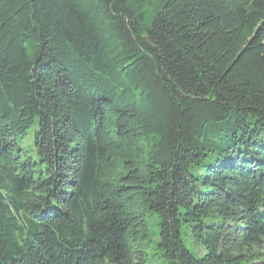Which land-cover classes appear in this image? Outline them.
Returning a JSON list of instances; mask_svg holds the SVG:
<instances>
[{
  "label": "trees",
  "instance_id": "trees-1",
  "mask_svg": "<svg viewBox=\"0 0 264 264\" xmlns=\"http://www.w3.org/2000/svg\"><path fill=\"white\" fill-rule=\"evenodd\" d=\"M263 135L264 0H0V264H264Z\"/></svg>",
  "mask_w": 264,
  "mask_h": 264
},
{
  "label": "rangeland",
  "instance_id": "rangeland-1",
  "mask_svg": "<svg viewBox=\"0 0 264 264\" xmlns=\"http://www.w3.org/2000/svg\"><path fill=\"white\" fill-rule=\"evenodd\" d=\"M38 128V119H36L35 123L33 124V126H31L28 131H27V135H25L21 140H20V145L25 148L26 150H28L29 152H34L33 150V146H32V139L34 136V131ZM264 138V135H263ZM184 242L186 244V246L192 250V252L196 253L197 252V248L198 246L196 245V243L193 241V239L183 236Z\"/></svg>",
  "mask_w": 264,
  "mask_h": 264
}]
</instances>
